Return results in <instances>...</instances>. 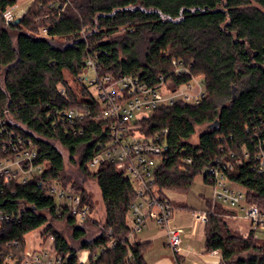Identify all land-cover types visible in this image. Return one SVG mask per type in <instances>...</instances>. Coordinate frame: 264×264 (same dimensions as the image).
Masks as SVG:
<instances>
[{
    "label": "trees",
    "instance_id": "1",
    "mask_svg": "<svg viewBox=\"0 0 264 264\" xmlns=\"http://www.w3.org/2000/svg\"><path fill=\"white\" fill-rule=\"evenodd\" d=\"M19 1L0 0V146L29 140L34 165L45 170L24 186L0 182V264H20L25 236L42 227L67 264L80 252L89 253L88 264H147L145 245L129 238L133 182L114 165L90 167L109 142L112 121L83 83L88 57L99 77L112 80L131 77L151 87L160 79L176 87L203 82L199 104L160 105L127 124V135L162 146L153 190L172 212H196L168 194H185L199 175L212 186L206 173L217 165L243 204L264 211V170L254 171L256 145L264 147V0H34L18 24H5L3 13ZM178 67L189 74L176 75ZM74 109L85 112L78 126L60 121ZM214 122L217 130L200 131ZM88 179L99 191L102 221L92 218L82 186ZM41 184L79 195L90 209L87 220L44 195ZM206 208V249L220 254V264H264L256 227L246 237L233 234L223 217L234 211L212 208L210 200ZM59 220L69 239L55 230ZM110 239L113 247L101 253Z\"/></svg>",
    "mask_w": 264,
    "mask_h": 264
},
{
    "label": "built area",
    "instance_id": "2",
    "mask_svg": "<svg viewBox=\"0 0 264 264\" xmlns=\"http://www.w3.org/2000/svg\"><path fill=\"white\" fill-rule=\"evenodd\" d=\"M15 7V6H14ZM14 7L5 10L2 17L5 24L14 22L21 16L14 14ZM47 31L44 28L41 33ZM87 73L90 71L95 76V81L91 84L95 86L97 92V102L101 108L103 118L110 119V139L104 149L100 151L91 161L90 167L101 165H114L116 169L123 172L134 184L136 201L130 206L129 238L133 239L141 232L146 222L152 221L161 228L166 237L168 247L174 258V264H179L177 255L180 253L182 241L181 231L170 225L172 219V209L167 201L161 200L153 190V170L162 154V146L157 139L136 137L127 135L129 124L136 114H143L155 110L160 105H173L176 102L197 105L204 98V85L199 79L191 78V81L180 87L173 86L160 79L155 86H147L131 77H122L112 80L109 77H99L96 62L88 57L86 60ZM175 74L188 75L187 68L178 67ZM83 83L86 79H82ZM58 93L64 95L63 89H58ZM6 114V112H4ZM85 116V112L79 110H69L61 115L60 121L66 120L70 126H78ZM58 121V122H60ZM0 124L3 122L0 115ZM81 133V129L75 130L73 134ZM1 134V131H0ZM14 137L13 134H11ZM36 152L30 145L29 140H21L19 137L16 143L13 140L3 141L0 146V182L3 185L15 183L24 186L35 177L44 172V166L34 165ZM247 158V155L244 156ZM256 166L254 171L258 174L264 170V147L258 143L255 148ZM237 166H241V160H235ZM228 171L232 166L226 165ZM207 178L212 184L211 206L212 208L220 203L229 209L240 207L244 197L240 191L227 186L223 173L218 165L207 170ZM42 193L46 196L59 199V206L67 208L68 213L79 222H85L90 215L89 207L82 202L79 195L71 194L67 190L52 184H41ZM246 208H241L244 212V220L250 222L252 227L264 229V211L256 205L249 204ZM209 213L199 211L192 214L195 222L204 223ZM236 212L227 217H236ZM1 219V218H0ZM114 245L113 240H109L105 247L101 248L103 253L106 248ZM89 254L88 252H82ZM84 258L78 254L76 264H88V255ZM20 264H67L62 258L55 255L48 257L46 254L35 255L27 252L21 259Z\"/></svg>",
    "mask_w": 264,
    "mask_h": 264
},
{
    "label": "rangeland",
    "instance_id": "3",
    "mask_svg": "<svg viewBox=\"0 0 264 264\" xmlns=\"http://www.w3.org/2000/svg\"><path fill=\"white\" fill-rule=\"evenodd\" d=\"M33 1L34 0H20L14 7V14L17 16H21L31 6ZM83 79H86L84 81V84L89 90V92L95 98H97V92L95 91V86L91 84L93 81H95L94 74L89 71L87 74H84ZM141 115L142 114H136L134 120L138 119ZM136 137L138 138L140 136L136 135ZM82 186L92 205V218L97 221H102L104 208L95 182L93 180L88 179L84 182ZM211 194H212V186L204 184L203 175H199L193 180V183L191 184L189 190L185 194L171 195L170 193L168 197L169 199L176 200L177 202L179 201L184 202L189 208L198 210L202 208L203 205H205L206 201L211 200ZM55 202L59 204V199L56 198ZM241 208L247 209L246 204L244 203L240 207L232 209V211L236 212L237 214L236 217H223L224 218L223 220L228 226L231 233L246 237V234L248 233L249 230L252 229V227L250 222L244 220V212L241 210ZM173 214L174 216L178 215L182 218H185L183 219V221L187 220L186 222L189 224L193 213L189 212L188 210L185 211L174 210ZM53 225L55 230L59 231V233L65 236V238L69 239L71 232L66 227L64 220L53 222ZM254 228L255 227H253V229ZM43 230L44 227L39 228L33 232H30L25 236L26 252L28 254H35L40 256L42 254H46L48 257L49 256L53 257L54 255V252L52 251L53 241L50 237L48 236L43 237L41 235ZM255 230H256L257 239L259 241H264V229L255 228ZM80 253L81 256H83L86 259H87L86 257L87 255L89 257V254L86 255L82 252Z\"/></svg>",
    "mask_w": 264,
    "mask_h": 264
},
{
    "label": "crops",
    "instance_id": "4",
    "mask_svg": "<svg viewBox=\"0 0 264 264\" xmlns=\"http://www.w3.org/2000/svg\"><path fill=\"white\" fill-rule=\"evenodd\" d=\"M172 201L177 202L176 200ZM178 203L185 204L181 201ZM207 203L208 201L202 208L194 211L206 210ZM177 210L185 211L184 209ZM188 211L193 213L190 210ZM192 218L188 224L187 220L183 221L185 218L172 214L170 225L181 231L182 246L180 253L177 255L179 264H220V254L208 252L206 249L205 224L195 222ZM136 240L145 245L147 264H174V258L168 247L164 231L152 221L146 222L141 232L136 235Z\"/></svg>",
    "mask_w": 264,
    "mask_h": 264
},
{
    "label": "water",
    "instance_id": "5",
    "mask_svg": "<svg viewBox=\"0 0 264 264\" xmlns=\"http://www.w3.org/2000/svg\"><path fill=\"white\" fill-rule=\"evenodd\" d=\"M19 22H20V19H16L14 21V24H18ZM217 128H218V123L214 122L212 124H209V125H206V126L202 127L200 129V131H202V132H211L213 130H217Z\"/></svg>",
    "mask_w": 264,
    "mask_h": 264
}]
</instances>
